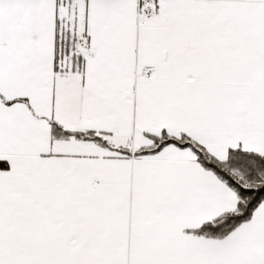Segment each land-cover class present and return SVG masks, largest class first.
I'll return each instance as SVG.
<instances>
[{"label":"snow or ice","instance_id":"6c2138e0","mask_svg":"<svg viewBox=\"0 0 264 264\" xmlns=\"http://www.w3.org/2000/svg\"><path fill=\"white\" fill-rule=\"evenodd\" d=\"M0 264H264V0H0Z\"/></svg>","mask_w":264,"mask_h":264}]
</instances>
